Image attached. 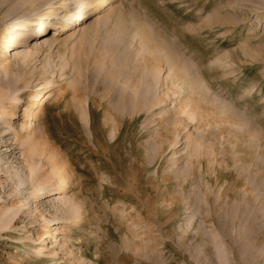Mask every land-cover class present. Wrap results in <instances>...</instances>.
<instances>
[{"label": "rangeland", "instance_id": "374dc122", "mask_svg": "<svg viewBox=\"0 0 264 264\" xmlns=\"http://www.w3.org/2000/svg\"><path fill=\"white\" fill-rule=\"evenodd\" d=\"M59 1L0 0V264H264V0H112L32 34Z\"/></svg>", "mask_w": 264, "mask_h": 264}, {"label": "bare ground", "instance_id": "6f19581e", "mask_svg": "<svg viewBox=\"0 0 264 264\" xmlns=\"http://www.w3.org/2000/svg\"><path fill=\"white\" fill-rule=\"evenodd\" d=\"M111 1L112 0H101L100 2L96 1L97 4L95 3L96 5H94V6H92L91 4L80 1L81 3H79V4H81V6L78 5L79 6L78 11L74 15H71L69 17L66 16V14L69 13L68 12L69 7H67L68 4H66L67 2H65V0L53 3L50 6V12H49L50 17H48L46 20L40 19L39 24L36 25L35 28L31 29L30 32L32 34L36 33V35H38L46 27H48L45 34L48 33L49 30L55 31L57 34L58 33H71L75 29H77L78 27H82L84 25V21H86L88 18L98 17L101 13L106 12L111 5ZM59 9H63V11L57 13L56 11ZM60 13L64 14L61 16V18H65V21L56 22V20L60 18V17H58ZM82 16H83L82 23L79 24L78 19L81 18ZM110 20L111 19H108L107 22H109ZM72 24H74V25L71 26ZM70 27H73V28H70ZM99 28H100V24H95V25L91 26L87 31L82 32V34L79 35L78 39L82 40V39H86L87 37L89 38V36L91 34H93L94 32H96L97 30H99ZM43 37L45 38L46 35ZM43 37H41V38H43ZM19 38H25V37L23 36V34L20 33L17 35L16 39H14V41L11 42V47L13 50H9L8 53H10V54L12 53V54L9 55L8 58L17 56V52L15 51V48L18 47L17 43H18ZM54 42L59 44L58 40H56ZM56 85L57 84L56 83L53 84L51 80H47L44 84H42L40 87H38L37 90H35L34 92H32L30 94L29 101L38 102L40 98L45 97V95L47 93H49L50 90ZM14 101H17V98H14ZM2 117H3L2 116V108H0V118H2ZM12 117L14 118L15 116H12ZM25 125H27V127L25 128V131L32 129V127H33V124L31 121H28ZM174 157H176V156H174ZM69 187H70L69 182L65 181L64 183L60 184V186L57 188V191L55 192V194L59 195V194L65 193L69 189ZM79 215H81V214L79 213ZM55 233H56L55 231L51 232V233L49 232L48 234L44 233L42 240L39 241V246H37V248L35 249V252H34L35 259L41 258L43 253L45 252V250L47 248L46 244L48 242L47 238H49V239L57 238Z\"/></svg>", "mask_w": 264, "mask_h": 264}]
</instances>
